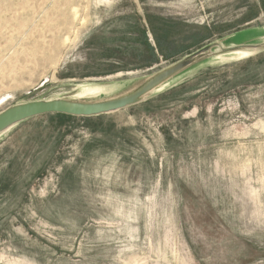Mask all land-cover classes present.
Returning a JSON list of instances; mask_svg holds the SVG:
<instances>
[{
  "label": "rangeland",
  "instance_id": "obj_1",
  "mask_svg": "<svg viewBox=\"0 0 264 264\" xmlns=\"http://www.w3.org/2000/svg\"><path fill=\"white\" fill-rule=\"evenodd\" d=\"M235 32L264 39V0H0V112L117 94ZM0 264H264V47L2 133Z\"/></svg>",
  "mask_w": 264,
  "mask_h": 264
},
{
  "label": "water",
  "instance_id": "obj_2",
  "mask_svg": "<svg viewBox=\"0 0 264 264\" xmlns=\"http://www.w3.org/2000/svg\"><path fill=\"white\" fill-rule=\"evenodd\" d=\"M246 33L235 32L211 42L187 54L169 66L140 79L129 88L114 95L96 99L71 97L42 98L15 103L0 112V135L26 120L44 114L56 113L69 116L92 117L137 104L150 93L188 73L211 57L234 53L236 50H249L252 54L253 50H259L261 46L264 47V39L260 41L253 38L240 41L239 39ZM86 86H100L104 90L106 84Z\"/></svg>",
  "mask_w": 264,
  "mask_h": 264
},
{
  "label": "bare ground",
  "instance_id": "obj_3",
  "mask_svg": "<svg viewBox=\"0 0 264 264\" xmlns=\"http://www.w3.org/2000/svg\"><path fill=\"white\" fill-rule=\"evenodd\" d=\"M247 52H251V51H249V50H236L234 53L245 54ZM88 88H89V90H86ZM100 90H102V88L100 86H85V88L83 89V93L84 94L85 93H97Z\"/></svg>",
  "mask_w": 264,
  "mask_h": 264
},
{
  "label": "trees",
  "instance_id": "obj_4",
  "mask_svg": "<svg viewBox=\"0 0 264 264\" xmlns=\"http://www.w3.org/2000/svg\"><path fill=\"white\" fill-rule=\"evenodd\" d=\"M171 54H172V53H171ZM171 54H169V56H170Z\"/></svg>",
  "mask_w": 264,
  "mask_h": 264
}]
</instances>
